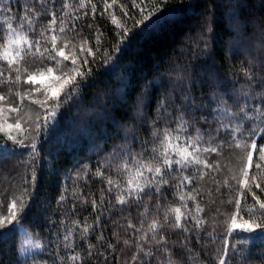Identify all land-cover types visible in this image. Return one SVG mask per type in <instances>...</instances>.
<instances>
[{
    "label": "snow or ice",
    "instance_id": "snow-or-ice-1",
    "mask_svg": "<svg viewBox=\"0 0 264 264\" xmlns=\"http://www.w3.org/2000/svg\"><path fill=\"white\" fill-rule=\"evenodd\" d=\"M98 2L102 7H98ZM37 3L39 11L32 8L26 10L23 16H14L12 0H0V83L7 82L10 91L12 88L18 89L22 84L42 85L34 89L42 97L33 101L39 109L33 118L25 121L23 129L21 120L24 117L19 107H0V131H4L6 127L17 130L15 135L8 132L6 139L0 141V158H7L16 152H24L29 157L21 161L27 168L25 183L28 187L22 189L20 197L13 199L8 214L0 215V234L4 239L13 237L18 228L24 227L22 221L25 216H21L16 209L18 205L20 210L29 207L31 191L37 184V169L41 168L37 162L38 141L49 142L55 130L59 129L57 115L61 107L60 93L66 92V99L74 94V90L93 82L97 71H94L92 65L96 63L101 67L111 63L106 74L117 76V87L105 92L102 98L94 99L87 115L83 117V123H73L71 128L73 132L90 133L93 125L111 124L116 128L119 139L113 144L111 151L97 161V174L106 176V189L101 191L99 205L95 198L91 200V208L95 213L94 222L89 223L87 217L81 220L77 212L76 201L87 204L88 198L76 191H72L71 196L68 195L69 189L76 187L80 177L79 169L74 166L63 174L61 194L55 202L57 207L49 211V206L45 205L43 209V219L47 221L49 230L56 233L55 238L50 239L48 245H43L28 235L19 246L17 264H21L20 256L25 258L23 264H46L45 253L51 245L63 252L59 257V264H85V256L78 251V240L87 245L85 251L88 259L100 256L103 257L104 264H107V256L99 249L94 253L95 245L91 241V237L99 232L95 235V240L104 242L101 217L106 211L105 192L107 202L111 204L114 201V207L120 212L131 211L133 208L138 210L141 207L147 212L148 204L145 201L154 203V211L161 217L152 219L148 224L151 240L155 242L154 250L149 248V251H144L149 236L144 230L143 221L139 228L131 221L127 224L133 229L132 235L138 236L137 255L133 256V261H137L139 254L143 253L144 261L140 264H153L152 257L168 251V238L164 234L166 226L183 233L195 234L196 239H199L198 234L203 232L208 222L203 216L205 209L198 201L197 185L209 175L216 181V191L221 186L230 190V181H235L250 193L253 205L246 210L241 207L240 198L227 201L235 209L231 216L232 230L248 234L241 238L242 243H253L257 232H260V239L264 241V199L254 191L259 189L264 194V182L259 176L249 174L253 166L257 172L264 171V91L259 94L234 88L222 91L224 81L211 67L208 68L210 75L207 79L197 82L194 78L195 70L191 65L185 64L183 73H172L161 78V83L157 85L161 92L155 102L154 114L150 115L154 80L145 78L138 86L134 85L130 66L122 65L121 58L116 55L130 49L133 36L147 39L166 26L179 22L194 10L191 0L186 6L173 7L166 12H161V6L167 8L166 0H140V3L132 0L133 7L138 11L130 16L122 6V24L117 23L115 15L109 12L116 0H112V3L108 0H33L34 5ZM229 7L231 11L226 16L233 35L226 41L228 51L245 52L248 48L245 36L249 22L237 11L241 7L238 2ZM105 14L111 16L112 23L116 25L113 30L115 43L110 51L101 50L102 34L98 29L93 34L95 42L91 43L83 35V31L77 28V23L82 19L90 17L94 22L97 16L104 17ZM41 16L46 19L38 31L36 24ZM259 26L264 34V17L260 18ZM87 28L92 29V25L88 24ZM206 32L212 34L210 38H214L210 20L207 22ZM28 56L38 59L39 64L29 68L25 60ZM197 58L215 63V54L209 43L203 45ZM245 76L251 89L252 76L247 71ZM134 87L138 90L132 95ZM204 87L209 89L207 94L203 92ZM193 89L200 95H196ZM32 91V88L25 94L16 91L15 95L23 103L25 96L30 97ZM6 98L0 92V101ZM100 99L104 103L97 107ZM5 111L15 113L14 124H7V117L3 115ZM114 111L122 112L128 119H116ZM137 120L142 127L147 128L148 138L124 131L127 124ZM102 131L106 129L102 128ZM221 134L230 136L227 148L229 152H234L239 173L238 176H225L222 181L217 177L227 166L222 165L219 160L210 163L208 159L212 154L218 157L223 155L224 141H217ZM258 138L262 141L259 147ZM254 153H258L255 165ZM45 163L47 174H59L52 160ZM227 171L231 172V169L227 168ZM169 195L174 197L173 203L178 206H168ZM239 195L243 197L244 191L241 190ZM242 214L249 218L238 222ZM170 216L174 218V223L169 222ZM124 243L127 244L128 241L125 240ZM106 248L114 252L115 244L109 242ZM16 251L14 248L13 252ZM228 252L225 241V246L217 249L218 264H229ZM233 253L247 264L242 249L233 247ZM0 264L3 262L0 261Z\"/></svg>",
    "mask_w": 264,
    "mask_h": 264
},
{
    "label": "trees",
    "instance_id": "trees-1",
    "mask_svg": "<svg viewBox=\"0 0 264 264\" xmlns=\"http://www.w3.org/2000/svg\"><path fill=\"white\" fill-rule=\"evenodd\" d=\"M108 2L112 3V0H108ZM166 2L167 8L161 6V12H166L173 7L186 6L190 0H166ZM191 2L194 4V10L180 19L179 22L166 26L147 39L133 36L130 49L116 54L118 58H121L122 65L130 66L134 85L138 86L145 78L154 80L150 115L154 114L155 102L161 92L157 86L161 83V78L172 73H183L185 64L191 65V68L195 70L194 78L197 82L207 79L210 75L208 68L211 67L214 72L221 75L224 81L222 91L227 92L233 88L254 91L257 94L264 91V87H262V81H264V34H262L259 26L260 18L264 17V0H191ZM237 2L241 5L237 11L243 19L249 22L245 36L248 41V48L245 52L240 53L229 52L226 44L229 37L233 35L229 30L226 14L231 11L229 6ZM136 3H140V0H136ZM12 6L14 16H23L26 10L32 8L39 11V4L34 5L33 0H12ZM122 6L123 10L128 11L130 16H134L138 11L133 7L132 0H116L109 12L113 13L117 23L121 24L124 20ZM98 7H102L99 2ZM45 19L46 17L41 16L40 20L37 21L38 31ZM209 20L212 23L214 38H210L212 34L206 32V25ZM88 24L92 25V29L87 28ZM115 27L116 25L112 23V17L108 14H105L104 17L97 16L94 22L90 17H86L77 23L78 30H82L83 35L88 37L91 43L95 42L93 34L98 29L102 34L101 50L107 51H110L115 43V32L113 31ZM206 42L214 51V64L210 60L197 58V54L201 52V48ZM25 60L29 68L39 64V60L32 56L26 57ZM97 60H99L98 55ZM92 66L94 71H97L95 80L86 87L74 90V94L67 96L66 99L64 98L66 92L60 93L61 107L57 115V120L60 121L59 129L55 130L54 136L49 142L41 143L38 141L37 162L41 168H44V171L42 172L41 168L37 169V184L31 191V198L28 201L29 207L20 210L18 205L16 209L21 216H25L22 221L24 227L18 228L16 235L9 239H4L3 235L0 234V261L3 264H17L18 249L25 236L31 235L34 241L43 245H48L49 240L55 238L56 233L49 230L47 221L43 219V209L45 205L49 206V211L57 207L55 202L61 194L63 174L74 166L79 169L80 177L76 187L69 189L68 195L71 196L72 191H76L81 196L88 198L87 204H82L80 200L76 201L77 212L81 220L87 217L89 223L94 222L95 213L91 208V200L95 198L99 205L101 191L106 189V176L101 177L97 174V161L111 151L113 144L119 138L116 135V128L111 124L93 125L90 133L88 131H72L71 125L73 123H83V117L87 115L89 105L94 99L102 98L105 92H110L117 87V76L106 74L111 63L105 64L103 67L99 63ZM246 71L252 76L251 89L248 87L250 82L245 76ZM37 87H42V85L22 84L18 89L12 88L10 91L7 82L0 83V92L7 97L6 100L0 101V107L5 109L19 107L24 117L21 120V128H24L25 121L33 118L39 109V106L33 103L35 99H42L40 94L34 91ZM29 88L33 89L31 96L26 95L25 100L21 103L19 97L15 95L16 91L25 94ZM137 90L138 88L134 87L132 95H135ZM193 91L196 95H200L196 89ZM208 91L207 87L203 88L204 94H207ZM103 103L104 101L100 99L97 107ZM3 115L7 117V123L14 124L15 113L5 111ZM113 115L118 120L128 119L120 111H114ZM85 127L87 126L85 125ZM102 128L106 131H102ZM124 131L137 137L148 138L147 128L142 127L138 120L127 124ZM5 139L6 134L0 133V141ZM220 140L224 141L223 155L218 157L212 154L208 159L210 163L219 160L222 165L231 169L229 172L226 168L217 177L222 181L225 176L234 173L233 169L238 168V164L234 159V152H229L227 148L230 136L221 134L217 138V141ZM261 143L262 141L258 138V147ZM54 155L55 158H53ZM27 159L29 157L24 152H16L7 158H0V215L6 216L13 199L20 197L22 189L28 187L25 183L27 168L21 164L22 160ZM48 160L53 161L55 169L58 170V175L47 174L45 162ZM257 162L258 153H254L253 165ZM249 174L250 176H259L260 180L264 182V171L257 172L255 166ZM73 176L75 178V174ZM230 184V190L221 186L219 191H216L217 184L211 175L205 176L203 180L199 181L197 185L198 201L201 207L205 209L203 216L208 222L205 229L198 234L199 239H196L195 234L183 233L179 229L166 226L164 234L168 238V251L157 253L155 257H152L153 264H218L217 249L223 248L225 241H227L229 249V264H244L240 256L234 255L233 247L243 250L247 264H264V241L260 239V232L254 234L256 239L253 243L247 244L241 242V238L248 235L247 233L231 231V216L235 209L233 204H229L227 201L240 198L241 207L246 210L253 205V200L250 193L243 189L242 185H238L235 181H230ZM241 190L244 191L243 197L239 195ZM254 191L261 199H264V194L259 189H254ZM105 196L104 208L106 211L101 217L104 242L100 243L95 240V235H98L99 232L91 237V241L95 245L94 253L97 249L104 252V255L107 256V264H140L141 261H144L143 253L139 254L137 261H133V256L137 255L138 236L132 235L133 229L129 228L127 224L128 221H131L133 225L139 228L141 221H143L144 230L148 232L149 236V240L144 245V251H149V248L154 250L155 242L151 240L148 224L152 219L161 218L154 211V203L145 201L148 204L147 212L142 207L138 210L133 208L131 211L120 212L114 207V201L111 204L107 202L106 192ZM173 200L174 197L169 195L168 206H178L173 203ZM57 215L60 214L57 213ZM248 218L247 215L242 214L240 221ZM169 222L174 223V218L170 216ZM125 240L128 241L127 244L124 243ZM109 242L115 244L114 252L106 248ZM77 244L79 245L78 251L85 256V264H104L103 257L87 258L85 251L87 245L85 243L78 240ZM14 248L17 249L15 253L13 252ZM62 255L63 252L60 249L51 245L48 252L45 253L46 264H59V257ZM19 259L23 264L25 258L20 256Z\"/></svg>",
    "mask_w": 264,
    "mask_h": 264
},
{
    "label": "rangeland",
    "instance_id": "rangeland-1",
    "mask_svg": "<svg viewBox=\"0 0 264 264\" xmlns=\"http://www.w3.org/2000/svg\"><path fill=\"white\" fill-rule=\"evenodd\" d=\"M7 124H10V123H7ZM21 127H22V125H21ZM21 129H23V128H21ZM2 132L5 133V134H6V137H7V133H8V132H11L12 134L15 135V134L17 133V130H16L14 127H13V128H7V127H6L4 131H0V133H2ZM237 169H238V168L233 169V171H234L233 174L236 173V175H238V171H237ZM238 222H241V221L238 220ZM230 227H231V231H233V230H232V224H230ZM236 231H239V230H236ZM26 237H27V236H25V238H26ZM25 238H24V239H25Z\"/></svg>",
    "mask_w": 264,
    "mask_h": 264
}]
</instances>
